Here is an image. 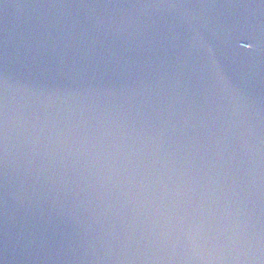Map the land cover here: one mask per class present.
Listing matches in <instances>:
<instances>
[{"label":"water","instance_id":"95a60500","mask_svg":"<svg viewBox=\"0 0 264 264\" xmlns=\"http://www.w3.org/2000/svg\"><path fill=\"white\" fill-rule=\"evenodd\" d=\"M0 264H264V0H0Z\"/></svg>","mask_w":264,"mask_h":264}]
</instances>
